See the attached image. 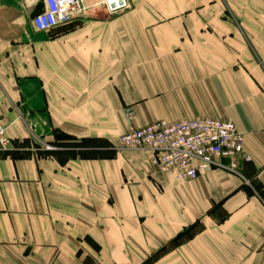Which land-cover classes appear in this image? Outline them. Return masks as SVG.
Masks as SVG:
<instances>
[{"label":"crops","instance_id":"0c3cea01","mask_svg":"<svg viewBox=\"0 0 264 264\" xmlns=\"http://www.w3.org/2000/svg\"><path fill=\"white\" fill-rule=\"evenodd\" d=\"M128 1L38 32L28 0H0V264H140L194 225L157 264H264V0ZM129 110L231 121L250 161L161 173L120 150Z\"/></svg>","mask_w":264,"mask_h":264},{"label":"built area","instance_id":"2783aa9c","mask_svg":"<svg viewBox=\"0 0 264 264\" xmlns=\"http://www.w3.org/2000/svg\"><path fill=\"white\" fill-rule=\"evenodd\" d=\"M33 8L32 23L38 32H51L68 25L84 11L97 7L90 0H28ZM91 4V5H90ZM109 14L130 9L128 0H100ZM129 130L120 137L119 147L154 154L153 165L161 173H172L181 181H195L204 173L229 161L228 168L239 172V160L250 161L244 149L245 136L231 121L198 118L169 122L157 121L137 127L134 111L126 112ZM13 146L7 128L0 120V151ZM45 151L53 147L44 146Z\"/></svg>","mask_w":264,"mask_h":264},{"label":"rangeland","instance_id":"374dc122","mask_svg":"<svg viewBox=\"0 0 264 264\" xmlns=\"http://www.w3.org/2000/svg\"><path fill=\"white\" fill-rule=\"evenodd\" d=\"M91 4H99L97 7L91 8L87 11H84L82 14H79V17H82L85 14H92V13H96V12H103V13H108L107 10L105 9V7L103 5L100 4V0H90ZM90 4V5H91ZM33 17V15H32ZM67 146L68 147H72L74 145H76L75 143H71V142H67ZM97 145V143H88L86 145ZM83 145V146H86ZM105 146V144H104ZM112 147V146H110ZM74 148V147H73ZM120 150H122L120 148ZM51 152V151H48ZM114 149H109V150H105V151H96V150H92L89 151L87 153V155L91 156L92 158H97V157H111L114 154ZM75 153V152H73ZM199 229V227L197 228ZM171 241H169V243H167L165 246L161 247L159 250H157L156 252H154L152 255H150L146 260H144L143 262H141L140 264H157L159 261H161L167 254H169L172 250H175V245H171L170 244ZM180 242H185V238L180 240ZM97 248V247H96ZM164 249V250H162ZM126 264H130V263H126Z\"/></svg>","mask_w":264,"mask_h":264},{"label":"trees","instance_id":"16d2710c","mask_svg":"<svg viewBox=\"0 0 264 264\" xmlns=\"http://www.w3.org/2000/svg\"><path fill=\"white\" fill-rule=\"evenodd\" d=\"M75 150H78V154L83 157V158H92L91 156L87 155V153L89 151H86L83 149V144H76L74 146ZM198 225H194V226H191L187 229H185L183 232H181L176 238H174L173 240H171L170 244L171 245H175V247H179L181 244H183L182 242H180V240L184 239L187 240V239H190L192 238V236L194 235V232L196 231V227ZM164 250V249H162Z\"/></svg>","mask_w":264,"mask_h":264}]
</instances>
